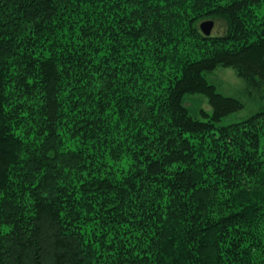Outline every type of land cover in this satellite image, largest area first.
<instances>
[{"label": "trees", "instance_id": "1", "mask_svg": "<svg viewBox=\"0 0 264 264\" xmlns=\"http://www.w3.org/2000/svg\"><path fill=\"white\" fill-rule=\"evenodd\" d=\"M0 264H264V0H0Z\"/></svg>", "mask_w": 264, "mask_h": 264}, {"label": "rangeland", "instance_id": "2", "mask_svg": "<svg viewBox=\"0 0 264 264\" xmlns=\"http://www.w3.org/2000/svg\"><path fill=\"white\" fill-rule=\"evenodd\" d=\"M215 31V27L214 30ZM221 31V30H219ZM209 79L214 82L218 90L225 95L234 96L242 100L245 104L244 108L236 113L224 118V123L233 122L249 116L261 107V100L253 98L245 90V81L238 76L232 67H219L214 72L209 73ZM187 104L191 112L200 116L202 109L212 111V107L204 95H191L187 98Z\"/></svg>", "mask_w": 264, "mask_h": 264}, {"label": "water", "instance_id": "3", "mask_svg": "<svg viewBox=\"0 0 264 264\" xmlns=\"http://www.w3.org/2000/svg\"><path fill=\"white\" fill-rule=\"evenodd\" d=\"M215 27L214 20H206L201 23V29L205 35H211Z\"/></svg>", "mask_w": 264, "mask_h": 264}]
</instances>
